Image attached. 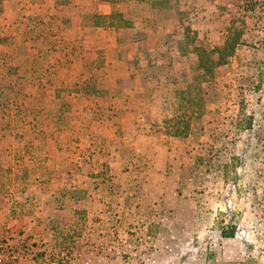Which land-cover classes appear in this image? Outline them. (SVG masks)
<instances>
[{
  "label": "rangeland",
  "instance_id": "obj_1",
  "mask_svg": "<svg viewBox=\"0 0 264 264\" xmlns=\"http://www.w3.org/2000/svg\"><path fill=\"white\" fill-rule=\"evenodd\" d=\"M8 1L13 3L4 0L3 10ZM149 1L153 2L143 4L156 5L159 17L148 26L160 27L158 31L163 29L166 35L153 52L145 42L142 50L157 55L153 77H163L175 86L168 92L162 88L160 94L151 80L154 91L144 95L148 108L123 112L121 120L134 112L140 119L144 115V128L165 138L173 159L162 176L146 175L152 184H163L161 189H151L157 191L158 201L145 198L138 205V213L172 218L158 217L144 224L147 233L157 239V247H151L154 264H264V0ZM253 5L256 11L246 13ZM234 18L243 28V45L228 65L217 69L215 80L203 85L204 115L193 120L188 136L166 135L165 123L176 115L179 92L202 73L196 47L212 50L221 46ZM123 28L130 31L134 25ZM133 36L137 41L149 39L144 32ZM4 71L0 70V264H147L150 252L138 253L135 248V241L144 240V235L129 238L132 247L124 244L125 233L135 236L125 229L136 228L134 221L125 222L134 214L120 212L118 203H106L111 231L104 237L97 235L92 231L95 220L89 218L90 191L96 189L75 190L67 187L69 182L62 186L64 172L52 169L58 164L66 170L80 169L71 160L72 153L80 149V138L88 136L90 148L84 162H100L105 148L106 154L119 159L124 172L94 173L90 180L110 179L117 186L124 184L133 198L138 194L141 198L146 189L136 170L146 167V159L117 134L116 138L104 135L112 121L119 126L117 113L90 108L78 115L63 107L55 122L56 117L42 108L44 94L32 92L31 86H41L44 80L6 78ZM96 81L54 89L56 97L70 101L80 93L95 94L105 104L103 95L91 90L98 88ZM24 83L26 88L19 87ZM170 228L175 237H168ZM224 230L234 231V237H223Z\"/></svg>",
  "mask_w": 264,
  "mask_h": 264
},
{
  "label": "crops",
  "instance_id": "obj_2",
  "mask_svg": "<svg viewBox=\"0 0 264 264\" xmlns=\"http://www.w3.org/2000/svg\"><path fill=\"white\" fill-rule=\"evenodd\" d=\"M12 1L13 3L8 1L4 5V10L0 14V70H5L2 75L6 78L13 76L42 78L45 84L41 86L38 84L36 88L31 86L32 92L44 94L46 99L43 101L42 108L52 113L51 118L56 117L55 122L59 119L57 118L60 115L59 110L63 107L78 111L76 113L78 115L90 108L108 110L112 114L116 112L121 120L123 112L127 114L128 111L148 108V105L144 104V95L154 91L151 80L154 81L155 91L160 90V94L165 87L167 92L174 88L175 85L165 83L163 77H153L155 74H152V68L157 63V55L148 54L142 50L145 42L150 46L149 51L153 52L157 43H160V38L166 35L163 29L158 31L160 27L157 26L158 29H154L148 26L149 21L158 20L156 5L138 2L111 4L100 0H70L68 5L59 6L58 0ZM114 10L122 13L125 19L131 17L135 20L134 29H132L134 32L123 27L110 29L96 23V16L108 17ZM137 32L147 33L149 39L147 41L134 40L133 33ZM80 80L86 82L97 80L98 88L91 90L95 93L97 91V95H103L102 99L106 103H100L99 98H95V94L87 97L82 93L73 96L70 101L68 98L65 101H58L56 89L72 88L81 83ZM26 86L27 84L24 83L19 87L26 88ZM47 94L52 95L47 96ZM152 107V103L149 102V109ZM118 117L117 119L112 117V119L117 121ZM115 123L112 121L110 126L105 128L104 135L116 138L117 134L121 139L130 143L129 147H132L137 155L146 159V167L136 170L143 176L144 189H146L142 192L141 198L139 194L133 198V194L125 191L124 184L117 186L113 183L114 181L110 182V179L102 182L90 180L94 173L119 175L124 172L119 159L114 156L115 154H106L105 148L100 155L103 156L100 162H94L92 165L84 162V159L88 158L85 153L89 152L90 148L88 142L90 137L88 136L86 139L84 136L80 138L81 141L77 144L80 149L76 150V155L72 153L71 160L80 169L66 170L62 164L52 169H56L59 173L64 172L62 186L69 182L67 187L75 190L96 189L90 191L92 196L90 204L93 207L89 218L92 219L91 222L95 220L92 231L97 235L104 237L111 231L109 223L111 218L106 215L108 208L105 207L106 203L110 204L111 201L118 203L119 211L122 209L126 215L129 211L132 212L134 216L131 215L130 219H126L125 222L133 223L134 221L136 228L127 227L125 229L129 231L128 233H135V236L125 233L124 244H128L126 247H132L134 243L129 238H139L140 235H144V240L135 241L137 243L135 248L138 253L144 250L149 251L147 264H154L152 254L155 250L151 247H157V239L147 233L148 226L144 224H150L149 220L156 221L158 217H167V221L171 217L165 214L157 216L154 213L148 216L138 213L141 208H138V205L140 199L144 201L145 198H151L158 201L157 191H151V189H161L163 184H152L146 175L151 172L159 176L165 174L168 166L173 164L172 155L165 144L164 137L155 131H150L149 128H144L146 126L144 115L140 119L139 114L134 112L127 120L118 122L119 126ZM120 123L124 127H121ZM105 124L107 125V122ZM137 128L140 130L134 131ZM54 137L56 136L54 135L53 139ZM61 143L57 144V147L61 148ZM57 157L60 159L59 156ZM63 157L61 160L66 158ZM80 157L83 162L80 161ZM49 171H52L51 168ZM67 178L70 180H65ZM54 182L55 180H52L50 184ZM128 199L133 201L130 202ZM129 202L132 206L128 204ZM97 218L103 220L98 222ZM170 231L168 237H175V230L170 228Z\"/></svg>",
  "mask_w": 264,
  "mask_h": 264
},
{
  "label": "trees",
  "instance_id": "obj_3",
  "mask_svg": "<svg viewBox=\"0 0 264 264\" xmlns=\"http://www.w3.org/2000/svg\"><path fill=\"white\" fill-rule=\"evenodd\" d=\"M59 6H66L70 0H58ZM111 4H121L127 2H153L149 0H100ZM254 1V0H253ZM256 2V1H254ZM257 3V2H256ZM4 0H0V14L3 12ZM264 6V3H263ZM256 6H249L247 12H255ZM246 18L245 14L242 15ZM238 19L230 23L228 29V36L221 46L206 50L204 48L196 47L195 51L198 53V68L202 71L201 74L194 77L193 81L187 88L178 95V109L176 115L165 123L166 132L168 136L176 138H184L190 133L192 122L195 118L202 117L206 111V92L203 85L212 83L216 78V71L220 67L226 66L230 63L231 59L236 55L237 49L243 45V28L237 25ZM242 23V21L239 20ZM96 23L110 29H119L121 27H130V23L124 19L122 13L114 10L108 17L96 16ZM201 106V108H200ZM200 108V109H199ZM223 237H234V231L228 233L222 232Z\"/></svg>",
  "mask_w": 264,
  "mask_h": 264
}]
</instances>
